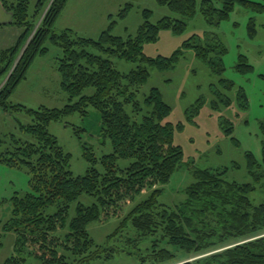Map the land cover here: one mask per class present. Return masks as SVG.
<instances>
[{"label": "trees", "instance_id": "1", "mask_svg": "<svg viewBox=\"0 0 264 264\" xmlns=\"http://www.w3.org/2000/svg\"><path fill=\"white\" fill-rule=\"evenodd\" d=\"M0 1L12 14V24L21 30L14 45L0 49V84L8 78L0 89V110L29 118L26 123L16 119L20 135L10 133L0 138V161L26 168L31 175V191L14 195L11 217L3 226L6 232L17 234V255L9 257L5 264H26L22 255L26 250L39 264H95L97 259L112 258L119 252L140 255L143 252L139 247L132 251L126 250L128 246L123 249L109 245L108 241L129 225L137 234L128 238V244L154 237L150 252L140 255L142 261H172L176 253L171 248L198 254L226 246L207 258L183 264H264V203L252 201L254 184L228 180L227 168H195V181L184 189L185 200L174 207L161 203L162 188H155L167 184L181 168L184 152L175 143L177 126L167 121L172 108L161 91L153 88L143 103L138 99L140 87L150 78L149 67L160 71L172 69L184 50L190 48L206 61L215 47L224 53L225 49L220 42L207 47L197 45L191 42L195 38L186 41L170 57H151L143 48L145 43L157 41L164 29L183 32L186 19L197 12V0H156L183 19L165 16L154 23L153 12L145 9L144 21L135 36L113 34L116 21L112 18L97 39L81 36L72 29L56 30L70 0ZM215 1L203 0L201 5L210 24L227 19L237 4L264 11V4L253 0H218L220 8ZM130 9L131 4L127 3L119 16L125 17ZM250 27L253 33V20ZM48 43L62 50L57 69L68 103L61 108H30L12 102L11 96L27 78L35 59L49 52ZM113 57L141 64L124 73L116 67ZM90 89L92 93H86ZM90 108L100 113L102 136L111 140L113 151L98 160L90 148L86 149L84 154L90 166L84 175L76 176L70 168L71 154L59 144L49 126L76 113L88 115ZM260 127L261 163L252 153L247 154L248 171L257 182L264 178V118ZM120 159L130 160L129 165L121 168ZM98 162L103 171L97 168ZM145 189H153L151 195L126 214L128 203L134 202ZM84 194L94 197L95 202H79L71 219V203ZM51 207L57 208L54 213H49ZM115 217L123 219L120 226L108 237L107 244H97L89 225ZM233 242L236 244L232 246Z\"/></svg>", "mask_w": 264, "mask_h": 264}, {"label": "rangeland", "instance_id": "2", "mask_svg": "<svg viewBox=\"0 0 264 264\" xmlns=\"http://www.w3.org/2000/svg\"><path fill=\"white\" fill-rule=\"evenodd\" d=\"M202 1L197 0V12L193 17L186 19L187 25L183 32L175 33L170 28L164 29L157 41L145 43L143 48L148 56L170 57L181 49L186 41L195 38L191 42L197 45L207 47L220 42L221 47L225 49L224 53L220 47H215L206 61L196 55L195 49L190 48L184 50V54L172 69L160 71L149 67L150 78L140 87L138 99L143 103L145 96L153 88L161 91L163 99L172 108L167 121L177 126L174 133L175 143L180 145L184 152L181 168L172 175L167 184L155 188H162L160 202L167 207H174L185 200L184 189L195 181L193 169L227 168L228 180L256 186L250 197L255 204H261L264 203V178L257 182L249 173L247 154L252 153L261 163L263 134L260 123L264 118V11L237 4L227 19L219 24H210L201 10ZM253 1L264 4V0ZM127 3L131 4V9L125 17H120L119 13ZM215 6L220 8L221 2L215 1ZM145 9L153 12L151 21L154 23L165 16L183 19L180 14L159 5L156 0H70L55 28L60 32L71 27L70 29L73 28L72 30L81 36L97 39L114 18L116 23L113 34L123 37L135 36L144 21ZM252 20L253 33L250 27ZM48 44L49 52L35 59L27 78L11 96L12 102L30 108H61L68 103V94L61 85L62 78L57 69V59L62 55V50L58 45ZM112 60L124 73L131 72L141 64L118 57H113ZM3 83L0 84V89L6 82ZM86 93L91 94L92 90ZM196 106L198 110L195 109ZM16 119L24 123L29 121L25 114L15 115L0 110V138L10 133L21 134ZM77 128L86 130L79 131ZM49 130L64 150L71 154L70 168L76 176L84 175L90 166L84 154L86 149L90 148L98 160L113 151L111 140L102 136L100 113L93 108L89 109L88 115L76 113L53 122ZM2 150L0 145V153ZM129 163L130 160L127 159L119 160L121 168L127 167ZM97 168L103 171L100 162L97 163ZM30 178L26 168L11 167L0 161V264H5L12 255H17V234L6 232L3 226L11 217L14 195L31 191ZM153 189H145L136 196L134 202L128 203L126 214L135 205L146 200ZM79 202L91 205L95 198L84 194L78 201L71 203V219L75 216ZM56 209L51 207L49 213H54ZM122 220L115 217L107 222H92L89 232L97 244L105 245ZM136 234V230L129 225L121 234L108 241L109 245L123 249L128 246L126 250L132 251L139 247L143 256H146L150 252L148 248L154 237L137 244H128V238H135ZM234 242L232 246L236 244ZM226 248L218 246L198 254H187L171 248L176 257L163 264L195 262ZM22 255L27 260L26 264H39L36 258L30 256L28 250ZM140 255L119 252L112 258L97 259L95 264H155L149 260L142 261Z\"/></svg>", "mask_w": 264, "mask_h": 264}, {"label": "crops", "instance_id": "3", "mask_svg": "<svg viewBox=\"0 0 264 264\" xmlns=\"http://www.w3.org/2000/svg\"><path fill=\"white\" fill-rule=\"evenodd\" d=\"M67 7L68 4L66 8ZM12 20H13L12 14L3 7L0 1V49L9 48L12 45H14L19 35L21 34V30L12 24ZM70 28L71 27H67L64 30Z\"/></svg>", "mask_w": 264, "mask_h": 264}, {"label": "water", "instance_id": "4", "mask_svg": "<svg viewBox=\"0 0 264 264\" xmlns=\"http://www.w3.org/2000/svg\"><path fill=\"white\" fill-rule=\"evenodd\" d=\"M31 38H32V36L29 38V40H28L26 46L28 45V43H29V41H30ZM26 46H25V47H26ZM25 49H26V48H24V50H25ZM24 50H23V52H24ZM23 52H22V54H23ZM22 54H21V55H22ZM20 57H21V56H20ZM6 80H7V79H6ZM6 80H5V82H6ZM5 82H4V83H5ZM4 83H3V84H4ZM3 84H2V85H3Z\"/></svg>", "mask_w": 264, "mask_h": 264}]
</instances>
